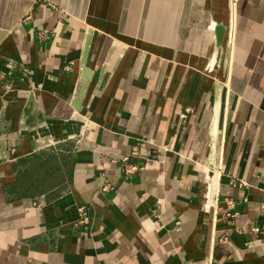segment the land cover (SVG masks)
Segmentation results:
<instances>
[{
    "label": "crops",
    "instance_id": "0c3cea01",
    "mask_svg": "<svg viewBox=\"0 0 264 264\" xmlns=\"http://www.w3.org/2000/svg\"><path fill=\"white\" fill-rule=\"evenodd\" d=\"M262 205L264 0H0V264H264Z\"/></svg>",
    "mask_w": 264,
    "mask_h": 264
},
{
    "label": "built area",
    "instance_id": "2783aa9c",
    "mask_svg": "<svg viewBox=\"0 0 264 264\" xmlns=\"http://www.w3.org/2000/svg\"><path fill=\"white\" fill-rule=\"evenodd\" d=\"M139 157V151L137 148H135L131 154L130 157H126L123 159V170L125 175L130 176L134 175L136 173L141 172L145 168V163L143 162H134L133 159H137ZM262 211L264 212V205H262ZM80 213V219L79 224L86 225L88 224L89 218L87 214V209L85 206H81L79 208ZM256 232H258V229H255Z\"/></svg>",
    "mask_w": 264,
    "mask_h": 264
},
{
    "label": "water",
    "instance_id": "95a60500",
    "mask_svg": "<svg viewBox=\"0 0 264 264\" xmlns=\"http://www.w3.org/2000/svg\"><path fill=\"white\" fill-rule=\"evenodd\" d=\"M224 34H225V28L223 26H218L216 29V39H217V45L221 46L224 42ZM89 53V41L86 44L84 53H83V71H84V87L89 84V80L91 77V72L87 67V58Z\"/></svg>",
    "mask_w": 264,
    "mask_h": 264
},
{
    "label": "bare ground",
    "instance_id": "6f19581e",
    "mask_svg": "<svg viewBox=\"0 0 264 264\" xmlns=\"http://www.w3.org/2000/svg\"><path fill=\"white\" fill-rule=\"evenodd\" d=\"M217 135H218L217 131H214V143H213V146H212L211 160H213L216 157V155L218 154V152H219V143H218V136ZM217 176L218 175H217V172L215 170V167L214 166L210 167L208 169V186H209L208 188H209V193L210 194H211V190H212L211 188L212 187L215 188L216 181H217ZM210 194L208 195V199H210V196H211ZM206 207H209V205L207 204Z\"/></svg>",
    "mask_w": 264,
    "mask_h": 264
},
{
    "label": "rangeland",
    "instance_id": "374dc122",
    "mask_svg": "<svg viewBox=\"0 0 264 264\" xmlns=\"http://www.w3.org/2000/svg\"><path fill=\"white\" fill-rule=\"evenodd\" d=\"M213 201H215V196H214V199H213Z\"/></svg>",
    "mask_w": 264,
    "mask_h": 264
}]
</instances>
